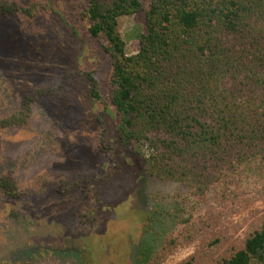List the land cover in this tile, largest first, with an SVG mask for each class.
Segmentation results:
<instances>
[{
    "label": "trees",
    "instance_id": "obj_1",
    "mask_svg": "<svg viewBox=\"0 0 264 264\" xmlns=\"http://www.w3.org/2000/svg\"><path fill=\"white\" fill-rule=\"evenodd\" d=\"M58 1L63 23L110 64L105 85L83 68L101 106L99 150L114 139L145 175L174 186L169 208L148 217L154 240L135 264H161L185 239L194 250L177 264H264V0H151L133 55L117 19L143 11L141 0ZM41 6L0 0V21ZM46 95L24 96L0 128L29 126ZM15 184L1 175L0 196L13 199ZM34 259L18 264H49Z\"/></svg>",
    "mask_w": 264,
    "mask_h": 264
},
{
    "label": "rangeland",
    "instance_id": "obj_2",
    "mask_svg": "<svg viewBox=\"0 0 264 264\" xmlns=\"http://www.w3.org/2000/svg\"><path fill=\"white\" fill-rule=\"evenodd\" d=\"M16 1L42 6L33 18L0 21V119L18 112L24 96L47 95L33 103L29 126L0 128V176L16 183L13 199L0 196V264L27 256L49 264H135L145 241L154 240L148 217L158 205L169 208L174 186L145 175L114 139L112 150H99L101 106L83 68L97 70L105 85L110 64L95 42L63 23L62 3ZM150 2L117 19L127 55L138 51ZM185 240L161 264L192 253L194 243Z\"/></svg>",
    "mask_w": 264,
    "mask_h": 264
}]
</instances>
